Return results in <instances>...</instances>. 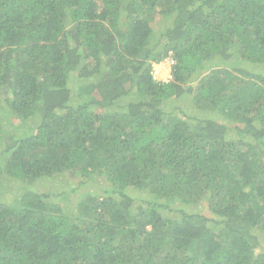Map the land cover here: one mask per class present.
<instances>
[{
    "label": "trees",
    "instance_id": "16d2710c",
    "mask_svg": "<svg viewBox=\"0 0 264 264\" xmlns=\"http://www.w3.org/2000/svg\"><path fill=\"white\" fill-rule=\"evenodd\" d=\"M2 184L0 264H264V0H0Z\"/></svg>",
    "mask_w": 264,
    "mask_h": 264
},
{
    "label": "rangeland",
    "instance_id": "374dc122",
    "mask_svg": "<svg viewBox=\"0 0 264 264\" xmlns=\"http://www.w3.org/2000/svg\"><path fill=\"white\" fill-rule=\"evenodd\" d=\"M167 23V21H165L164 19H159L158 21H156L153 26L155 28H158L161 24ZM155 67L160 69L161 71H158L157 74H155L154 76L156 77V79L162 80L166 78H168V72L171 69L172 66V61L171 60H163L159 63H154ZM185 109H188L185 107ZM7 118V117H6ZM9 119L11 120V116L8 115V119L7 121H9ZM10 122V121H9ZM5 130H9L11 129L10 125L5 123ZM12 130V129H11ZM48 184V185H46ZM46 184H43L42 186L40 185V183L36 186L37 190L40 191V189L42 190H54L56 192H60V194L62 195H66V197L68 198L69 202H68V206L72 207L71 211L73 212V210H75L78 207L79 204V198H80V194L84 193V192H88L87 191V184L86 183H82L81 179L79 177L77 178H69V177H62L61 179H57L54 182H46ZM50 184V185H49ZM10 186H8L7 184H2L0 186V199H5L7 201H11L14 199V193L16 191L15 188H13L12 193H8L7 191H9ZM7 189V190H6ZM70 190V192H69ZM201 212L205 213V209L200 210ZM199 212V211H197Z\"/></svg>",
    "mask_w": 264,
    "mask_h": 264
},
{
    "label": "built area",
    "instance_id": "2783aa9c",
    "mask_svg": "<svg viewBox=\"0 0 264 264\" xmlns=\"http://www.w3.org/2000/svg\"><path fill=\"white\" fill-rule=\"evenodd\" d=\"M158 71H161L160 69H158V68H156V67H154V69H153V75H155V74H157L158 73ZM171 69L169 70V72H168V78L167 79H172V76H171ZM155 77V76H154ZM156 78V77H155ZM165 80H166V78H165Z\"/></svg>",
    "mask_w": 264,
    "mask_h": 264
},
{
    "label": "clouds",
    "instance_id": "9594fccd",
    "mask_svg": "<svg viewBox=\"0 0 264 264\" xmlns=\"http://www.w3.org/2000/svg\"><path fill=\"white\" fill-rule=\"evenodd\" d=\"M155 67V66H154ZM154 69V68H153Z\"/></svg>",
    "mask_w": 264,
    "mask_h": 264
}]
</instances>
